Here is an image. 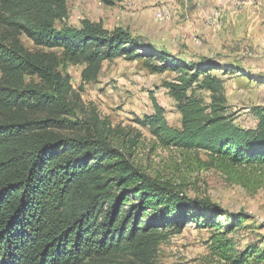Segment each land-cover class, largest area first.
<instances>
[{"label":"trees","instance_id":"1","mask_svg":"<svg viewBox=\"0 0 264 264\" xmlns=\"http://www.w3.org/2000/svg\"><path fill=\"white\" fill-rule=\"evenodd\" d=\"M67 17V0H0V75L6 78L0 79V108L7 116L0 123V264H154L158 246L191 217L211 224L227 210L150 175L103 130L66 135L53 132L72 127L66 119L30 118L69 108L71 85L56 70V53L44 50L86 64L85 79L122 55L157 61L147 62L156 72L177 71L167 87L181 128L169 127L157 104L155 114L138 122L166 145L204 151L208 166L229 176L239 167L264 169V109L256 112V128H243L224 114L223 82L207 58L171 57L122 28L88 19L77 27L63 23ZM22 36L41 49L26 47ZM25 75L43 86H25ZM195 88L208 90L212 102L205 104ZM238 215L226 233L241 225ZM227 245L217 252L233 264L253 255L264 261L256 248L232 259Z\"/></svg>","mask_w":264,"mask_h":264},{"label":"rangeland","instance_id":"2","mask_svg":"<svg viewBox=\"0 0 264 264\" xmlns=\"http://www.w3.org/2000/svg\"><path fill=\"white\" fill-rule=\"evenodd\" d=\"M148 3L149 0H122L108 6L100 0H67L68 17L62 22L80 27L81 21L88 19L109 30L122 28L129 31L168 51L171 57L207 58L214 66L211 74L223 82L224 114L243 128H256V112L264 109V42L260 39L264 32V0H222V4L206 17V24L215 35L223 29L229 6L238 14L243 13L244 8L252 7L257 30L254 29V38L245 33L219 40L217 45L210 40L204 48H199L204 39L197 32L188 34L187 24L178 22L181 25L178 33L170 34L167 26L173 20L155 21L153 10L167 6L166 2L152 6ZM219 8H222L221 21L215 28L210 18ZM177 15L183 19L181 13L177 12ZM22 40L31 50L41 49L24 36ZM44 51L56 53V70L71 85L69 108L61 114L43 111L29 115L30 118L66 119L72 127L53 131L66 135L103 130L114 145L130 154L132 161L150 175L169 181L189 197L208 198L227 210L211 224L205 217L201 222L191 217L182 232L172 234L158 246L154 264H233L217 252L222 248L220 244L225 243H228L232 259L253 248L264 252V169L239 167L234 176H229L216 166H208L209 158L204 151L166 145L150 132L148 126L138 122L155 114L157 104L164 110L168 126L181 128L182 116L167 87L168 82L176 79L177 71L156 72L147 62L157 61L122 55L103 61L97 75L85 79L86 64L69 63L60 50ZM1 78L6 81L3 75ZM42 83L39 77L24 76L25 86L40 87ZM195 93L205 104L212 102L208 90L195 88ZM6 118L0 108V123ZM234 213L239 214L242 223L226 233L224 229L231 223ZM215 240L219 242L215 244ZM215 246L219 247L216 251ZM242 264H264V261L255 260L253 255Z\"/></svg>","mask_w":264,"mask_h":264},{"label":"crops","instance_id":"3","mask_svg":"<svg viewBox=\"0 0 264 264\" xmlns=\"http://www.w3.org/2000/svg\"><path fill=\"white\" fill-rule=\"evenodd\" d=\"M159 2H166L165 4L171 8L175 16L171 24L167 26L168 32L170 34H174V31L178 33L180 30L179 26H181L178 22L187 24L186 28H188V34L189 32H197L204 39V42L200 44L199 48L207 46V42L210 40L214 41V44H216L219 43V40L244 36L245 33H247V37L254 38V29L257 30L256 27H258V24L254 25L253 23L255 19L253 18L254 10L252 7H246L243 9V11L245 10L244 12L242 11L243 13L238 14V11H235V13L231 11V7L229 6V11L226 15L223 29L219 33V37V34L218 36L215 35L206 24V17L208 14L212 13L217 5L222 4V0H149L148 4L152 6ZM177 12L181 13V16H183V21L177 15ZM260 39L264 42V32L260 36Z\"/></svg>","mask_w":264,"mask_h":264},{"label":"built area","instance_id":"4","mask_svg":"<svg viewBox=\"0 0 264 264\" xmlns=\"http://www.w3.org/2000/svg\"><path fill=\"white\" fill-rule=\"evenodd\" d=\"M124 2V1H123ZM154 19L157 22H170L173 20V12L166 5H161L153 10ZM222 16V8L215 10L213 16L210 18L211 25L215 28L220 26Z\"/></svg>","mask_w":264,"mask_h":264}]
</instances>
